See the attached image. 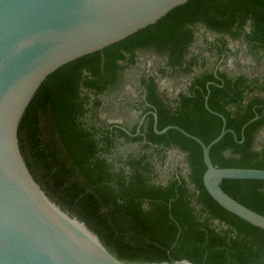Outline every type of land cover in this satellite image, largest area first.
Wrapping results in <instances>:
<instances>
[{"label": "trees", "instance_id": "1", "mask_svg": "<svg viewBox=\"0 0 264 264\" xmlns=\"http://www.w3.org/2000/svg\"><path fill=\"white\" fill-rule=\"evenodd\" d=\"M199 27L218 36L207 47L215 63L224 52L222 64L237 54L228 39L241 40L257 69L264 63V0H189L157 23L57 69L20 120V148L35 180L125 262H264V229L223 208L206 190L201 145L175 129L154 130L156 113L159 130L177 125L208 144L222 129L218 113L237 140L226 133L210 150L212 163L264 169V75L206 67L191 50ZM148 51L167 59L160 76L190 77L186 90L172 98L155 76L142 75L144 98L137 103L139 118L147 114L144 122L138 126V118L126 128L108 123L100 116L103 97L120 92L126 70ZM208 84V106L216 113L205 105ZM118 139L137 144L138 151L120 155ZM171 150L185 154L188 172L179 167L159 183L158 166ZM221 187L264 215V180L224 179Z\"/></svg>", "mask_w": 264, "mask_h": 264}, {"label": "water", "instance_id": "2", "mask_svg": "<svg viewBox=\"0 0 264 264\" xmlns=\"http://www.w3.org/2000/svg\"><path fill=\"white\" fill-rule=\"evenodd\" d=\"M188 1L0 0V264H196L187 259L125 262L115 257L85 222L45 193L25 162L18 137L24 111L49 75L157 23ZM209 84L205 105L216 113L208 106ZM216 114L223 119L222 129L208 144L177 125L159 130L156 113L154 130L164 134L175 129L198 142L206 165L202 180L210 196L264 229V215L221 187L224 179L264 180V169L212 163L211 148L226 133H234L225 117ZM257 118L242 127V134Z\"/></svg>", "mask_w": 264, "mask_h": 264}, {"label": "rangeland", "instance_id": "3", "mask_svg": "<svg viewBox=\"0 0 264 264\" xmlns=\"http://www.w3.org/2000/svg\"><path fill=\"white\" fill-rule=\"evenodd\" d=\"M196 39L192 45L193 53L197 54L203 60H211L214 57L212 51L208 50V45H212L218 37L213 32L206 30L203 27H199L196 30ZM229 47L232 51H235L236 55H230L224 64L225 68L230 72L246 71L256 72L264 75V63L256 68V62L253 58L248 55L246 46L241 40L228 39ZM264 62V60H263ZM166 66L164 58L154 52H141L138 54L137 63L133 67H129L126 70V87L120 92L111 95L104 96V108L102 115L104 118L113 123H125L127 125L133 124L140 116V110L135 107V104L139 101L140 90H139V76L152 74L158 78L160 86L165 90L168 96L177 93L180 89L184 88L183 81L177 79L170 74L160 76L159 69ZM115 96L117 97L116 99ZM126 100V101H123ZM124 102L123 104L121 102ZM130 103V106H125ZM264 141V140H263ZM137 144H120L118 153L120 155H126L128 153L137 152ZM181 168V172L186 174L188 172L187 162L185 160V154L172 150L168 152L167 162L161 167L158 166L157 181L159 183L166 182L170 176L175 173L177 168Z\"/></svg>", "mask_w": 264, "mask_h": 264}, {"label": "flooded vegetation", "instance_id": "4", "mask_svg": "<svg viewBox=\"0 0 264 264\" xmlns=\"http://www.w3.org/2000/svg\"><path fill=\"white\" fill-rule=\"evenodd\" d=\"M196 34H197V32H196ZM208 46H212V45H208ZM191 50H192V47H191ZM225 55H227L225 52L224 53H222L221 54V57H220V59H219V61L217 62V63H215V60H216V57H213V58H211V60H205L206 61V67H214L215 68V70H217L218 68L219 69H221V70H227L224 66V64H222L225 60H224V58H225ZM164 60H165V63H166V61H167V59L166 58H164ZM227 61V60H226ZM166 67V66H165ZM228 71V70H227ZM228 72H230V71H228ZM246 72V71H245ZM230 73H232L233 74V72H230ZM249 73V72H248ZM142 75H140L139 76V79H140V77H141ZM147 77L148 76H154V75H152V74H147L146 75ZM157 78V77H156ZM178 79H180V80H182L183 81V84L185 85V87L184 88H182L183 90H186V88H187V85L189 84V82H190V77H188V76H182V77H179ZM139 82V81H138ZM157 82H158V86H159V89L160 90H163L162 89V87L160 86V82H159V80H158V78H157ZM126 87V79H125V81H124V83L121 85V90H123L124 88ZM182 89H180L179 91H177V93L175 92V94H172V96L170 95V97H172V98H175L176 97V95L182 90ZM120 90V91H121ZM142 96V98H144V94H141L140 95V97ZM139 100H140V98H139ZM123 101H126V100H123ZM122 101V102H123ZM121 102V103H122ZM124 103V102H123ZM130 106V105H129ZM127 107V106H126ZM135 107H137L139 110H140V113H141V105H139L138 103H136L135 104ZM146 115L147 114H144V115H142L140 118H139V121H138V126H140L143 122H144V120H145V117H146ZM100 116H101V118H104V116L102 115V113L100 114ZM144 117V119H143V122L140 124V122H141V120H142V118ZM137 118V119H138ZM108 121V123H113V122H109V120H107ZM117 125H120V127H122V128H126L127 126H129V125H127V124H125V123H122V124H120V123H116ZM259 134H260V137L262 138H264V127L261 129V131L259 132ZM118 142L120 143V144H126L122 139H118ZM172 151V150H171ZM169 152V151H168ZM168 152H167V157H166V159H165V162H164V164L167 162V158H168Z\"/></svg>", "mask_w": 264, "mask_h": 264}]
</instances>
